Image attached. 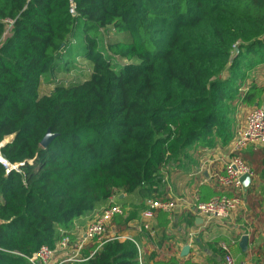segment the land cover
Listing matches in <instances>:
<instances>
[{"label": "trees", "instance_id": "1", "mask_svg": "<svg viewBox=\"0 0 264 264\" xmlns=\"http://www.w3.org/2000/svg\"><path fill=\"white\" fill-rule=\"evenodd\" d=\"M73 3L75 16L69 0H0V142L11 136L1 152L22 163L21 172L0 165V264H31L42 245L54 247L58 228L71 231L119 193L136 194V207L166 199V165L190 146L227 144L237 108L264 102L251 76L264 71V0ZM77 56L90 66L84 78L55 80ZM45 79L55 84L40 95ZM47 130L55 136L43 148ZM243 158L257 176L244 195L254 190L264 205V145ZM186 214L179 221L194 227ZM133 216L112 224L124 231ZM157 218L164 235L170 220ZM80 253L60 264H140L130 239Z\"/></svg>", "mask_w": 264, "mask_h": 264}, {"label": "built area", "instance_id": "2", "mask_svg": "<svg viewBox=\"0 0 264 264\" xmlns=\"http://www.w3.org/2000/svg\"><path fill=\"white\" fill-rule=\"evenodd\" d=\"M68 12L75 16L76 10L73 0H69ZM10 137L0 142V165L5 173L14 170L20 171L22 163L9 162L1 152L4 143L9 141ZM264 145V108L261 105H254L246 110L244 120L241 126L236 130L232 139L225 147V158L222 161L221 169L213 166L214 161L205 159L200 161L197 167L188 176H197L199 184L217 185L223 191L207 199L200 200L197 196L190 201L184 196L175 198H148L144 201L140 211L139 224L136 226L138 231H148L154 234L150 221L155 218L158 212L167 213L169 216L174 214L191 213L197 218H202V222L209 220H231L244 207L245 197L244 188L240 178L248 173H252L248 164L243 158V151L252 148L256 150ZM230 190L232 193H226ZM245 198V199H244ZM83 231L76 232V226L71 231L58 228V238L53 248L42 245L29 258L31 264H60L66 261H76L81 258V249L92 242L101 246L105 241L111 239H130L134 242L138 251V261L142 263V251L140 245L131 237L123 236L112 224L115 215L124 214L125 209L114 203L111 199L107 200L99 207H95ZM73 235V238L70 235ZM194 240V232L188 233V246ZM220 247L224 254L226 264H233L230 254V248L225 242H220ZM177 264H187L178 262Z\"/></svg>", "mask_w": 264, "mask_h": 264}, {"label": "crops", "instance_id": "3", "mask_svg": "<svg viewBox=\"0 0 264 264\" xmlns=\"http://www.w3.org/2000/svg\"><path fill=\"white\" fill-rule=\"evenodd\" d=\"M254 74L256 79L264 86V73L263 77L261 75L259 77L256 72ZM225 147L226 146H223L219 149L210 148L212 150H207L208 148H192L190 151V170L185 169L186 173L183 172L184 174L182 173L180 179L170 180L173 190H169L168 188L166 190L162 187L163 182L165 183V178L167 179V172L163 170L162 172L165 175H163V180L161 182V189L164 191L162 196L166 198L184 196L186 199L192 201L194 196H197L201 200L200 197L203 198L204 195L208 198L211 194L222 193L223 190L217 185L205 184V187L200 188L199 185L201 184L198 183L199 178L197 176L189 177L188 174L190 173L189 171L193 172L197 164L205 159L213 160V166L217 169H221L222 161L225 158ZM167 166L168 165H166L164 169L167 168ZM256 182L257 176L254 175L251 177L249 187L253 188ZM170 183L167 184L166 182L169 188ZM226 193L230 194L232 192L227 190ZM255 193L256 191L254 190L247 196L243 193V196L246 198H244V207L231 220L225 219V224L220 220L212 219L208 222H201L198 225L195 224L194 227L186 228L185 224L179 221L180 216L186 213L182 212L169 216L167 213L158 212L155 218L150 221V227L154 233L153 235L148 231H138L136 229V226L139 224L140 211L145 200L136 207V194L119 193L116 195V198L112 196L110 199L125 209L124 216H127L128 213H133L134 210L137 211V219L133 216L128 226H132L134 233L132 239L141 247V260L143 264H153L156 261L169 260L171 258L175 260V264L184 261L188 264H226L224 254L219 245L220 242L228 244L233 264H264V205L257 204ZM116 199L123 200V203H117ZM102 204L104 203L99 204L97 207ZM160 213L166 214V218L170 220L164 231V235H162V228L158 226L157 216ZM90 216L91 212H86L75 220L74 225L76 226V232L80 233L83 231ZM196 218L197 217H195L194 220H196ZM190 231L194 232V240L190 243L188 254L182 257V248L185 245H189L188 233ZM173 232L178 234L175 236ZM244 234L247 235L248 243L246 250L242 251L238 243L241 236ZM161 236L163 238L160 241L159 238H161Z\"/></svg>", "mask_w": 264, "mask_h": 264}, {"label": "rangeland", "instance_id": "4", "mask_svg": "<svg viewBox=\"0 0 264 264\" xmlns=\"http://www.w3.org/2000/svg\"><path fill=\"white\" fill-rule=\"evenodd\" d=\"M76 47H77V45H75V48ZM67 60L69 62H67L66 65L72 67V69L69 72H64V71L63 72H59L58 74L55 75L54 79L58 80V81L61 80L64 83H67V82H70V81H80L81 79H83L85 74L88 73V70H89V67H90L88 62H84L82 60V58H80L79 56H77L75 59L67 58ZM118 62H120V61H118ZM256 73H258L259 77H260V75L263 77L264 71L258 70V71H256ZM252 75H255V74H251V76ZM54 79L52 81H49L47 79L42 80L41 85H40V90H39L40 95L47 94V93L50 92V90L53 88V86L55 84ZM248 108L249 107H246V106H240L239 108H237V111L233 115L234 116L233 117V124H232L233 128H232V134H231L230 140L234 136L236 130L243 123L244 115H245L246 110ZM227 144L224 145V144L218 143V144H215L212 148L219 149L220 147L226 146ZM192 148H193V146H190V149L187 152V155L181 161H178V162H175V163L171 162L170 164H168L167 168L164 169V171L167 172L166 173L167 174V179L165 178V183L163 182V184H164V185H162L163 188H165L166 190H167V188L169 190L170 189L173 190V188H171L172 185L170 183V180H173V179H177L178 180V179H180V177H181L183 172L186 173L185 169L186 170L187 169L190 170V151L192 150ZM207 150H212V149L208 148ZM180 167H182V168H180ZM189 172L192 173L191 171H189ZM163 175H165V174H163ZM166 182H167V184L170 183V188H169V186L166 185ZM116 201L118 203L119 202L123 203V200H121V199H116ZM128 214H130V213H128ZM220 221L224 222V224H225V220L224 221L220 220ZM221 226H223V225H221ZM129 227L130 228H128V229H126L124 231H120V234H122V237L127 235V236L133 238L134 233H133V230H132V226H129ZM173 234L176 236V234H178V233H174L173 232ZM159 239H160V241L162 240V238H159ZM121 240H123V239H121Z\"/></svg>", "mask_w": 264, "mask_h": 264}, {"label": "water", "instance_id": "5", "mask_svg": "<svg viewBox=\"0 0 264 264\" xmlns=\"http://www.w3.org/2000/svg\"><path fill=\"white\" fill-rule=\"evenodd\" d=\"M237 51V48L235 49ZM257 105V103L255 104V106ZM262 106L264 108V102L262 103ZM55 136V134H52L50 132V130H47L45 136L42 138L41 142H40V145L44 148L48 145V143L51 141V139ZM240 181H241V184L244 188V190H247V188L250 186V183H251V176L246 173L244 175L241 176L240 178ZM202 222V218H196L195 220V224L198 225ZM247 235L244 234L241 236L240 240H239V247L241 248L242 251H245L246 248H247ZM189 252V246L188 245H185L182 250H181V256H186Z\"/></svg>", "mask_w": 264, "mask_h": 264}]
</instances>
